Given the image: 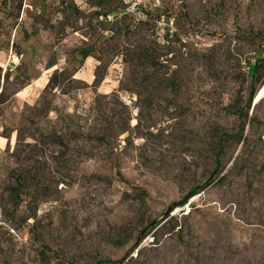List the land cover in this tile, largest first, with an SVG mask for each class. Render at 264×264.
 I'll use <instances>...</instances> for the list:
<instances>
[{"label": "rangeland", "instance_id": "rangeland-1", "mask_svg": "<svg viewBox=\"0 0 264 264\" xmlns=\"http://www.w3.org/2000/svg\"><path fill=\"white\" fill-rule=\"evenodd\" d=\"M126 3L0 0V264H264V0Z\"/></svg>", "mask_w": 264, "mask_h": 264}, {"label": "crops", "instance_id": "crops-1", "mask_svg": "<svg viewBox=\"0 0 264 264\" xmlns=\"http://www.w3.org/2000/svg\"><path fill=\"white\" fill-rule=\"evenodd\" d=\"M89 58L90 57H87L86 61ZM36 64L38 65L34 67V73L29 75L26 79L27 83L12 91L11 94H9V97L0 103L3 107V113L0 116V149H2V146L6 145L5 139L4 137H1V134L3 129L7 128V115L9 116L13 114L14 110L21 103L28 104L36 101L39 94L48 83L49 75L46 73L49 71V66L43 67L42 64L37 63V61ZM10 135H13V129L10 130Z\"/></svg>", "mask_w": 264, "mask_h": 264}, {"label": "built area", "instance_id": "built-area-1", "mask_svg": "<svg viewBox=\"0 0 264 264\" xmlns=\"http://www.w3.org/2000/svg\"><path fill=\"white\" fill-rule=\"evenodd\" d=\"M163 0H127L123 14L134 21L146 19L147 14L155 7L161 6Z\"/></svg>", "mask_w": 264, "mask_h": 264}, {"label": "trees", "instance_id": "trees-1", "mask_svg": "<svg viewBox=\"0 0 264 264\" xmlns=\"http://www.w3.org/2000/svg\"><path fill=\"white\" fill-rule=\"evenodd\" d=\"M128 17V16H127ZM130 18V17H129ZM142 21H145V20H142ZM140 22V21H139ZM255 66L252 68V74H254V71H255ZM252 97H253V92L249 95V98H248V101H247V103H246V107L247 108H249V106H250V104H251V100H252ZM244 110H243V108L242 109H240V110H234V113H237L238 115H239V117H243L245 114H244V112H243ZM119 173V172H118ZM120 177H122L121 176V174H118ZM20 177H19V175H17L16 176V181L18 182V183H21L20 182ZM208 181H210V180H208ZM16 190V189H15ZM197 191V188H194V189H192L191 191H190V193L186 196V197H184L183 198V200H181L180 202H173L172 204H171V206H170V208H169V210L165 213V216H168V214H169V212L172 210V208H174V207H176V206H178V205H180V204H183L190 196H192L193 194H195V192ZM138 243H139V241H137L136 243H134V245H133V247L130 249V251H132L134 248H136V246L138 245ZM100 264H101V262H100Z\"/></svg>", "mask_w": 264, "mask_h": 264}]
</instances>
